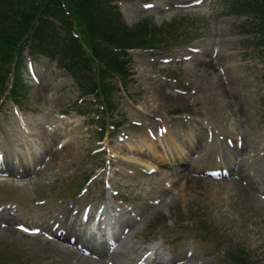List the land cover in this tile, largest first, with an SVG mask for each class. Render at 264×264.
Here are the masks:
<instances>
[{
	"label": "rangeland",
	"instance_id": "rangeland-1",
	"mask_svg": "<svg viewBox=\"0 0 264 264\" xmlns=\"http://www.w3.org/2000/svg\"><path fill=\"white\" fill-rule=\"evenodd\" d=\"M243 1L108 0L127 27L145 21L166 45L128 51L126 82L107 76L117 110L104 127L94 122L106 118L99 103L82 98L62 66L26 50L19 104L0 93L1 168L8 176L0 174V223L15 228L0 226V264H138L145 251L148 264H264V42L249 30V19L233 10ZM71 35L82 45L74 30ZM196 61L205 66L196 67ZM92 75L100 77L97 68ZM149 83L159 87L163 101L152 98ZM163 121L178 138L177 147L169 146L182 156L177 182L167 149L156 150ZM38 123L47 135L56 132L60 147H71L49 179L33 173L43 150ZM173 124L183 125L179 134ZM130 126L143 133L128 137ZM199 127L207 148L233 153L239 143L231 157L234 176L215 180L202 174L227 165L230 156L220 151L209 157L207 149L191 145L190 134ZM209 129L212 139L206 138ZM139 151L150 152V159ZM86 206L91 218L103 208L108 230L126 242L122 249L116 241L113 250L120 256L112 261L101 259L85 240ZM19 224L47 233L26 235ZM60 231L64 240L46 238ZM70 236L91 254L66 242Z\"/></svg>",
	"mask_w": 264,
	"mask_h": 264
},
{
	"label": "trees",
	"instance_id": "trees-1",
	"mask_svg": "<svg viewBox=\"0 0 264 264\" xmlns=\"http://www.w3.org/2000/svg\"><path fill=\"white\" fill-rule=\"evenodd\" d=\"M242 3L233 10L254 17L249 30L259 32L264 42V0ZM153 29L145 21L127 27L108 0H0V92L17 102L24 87L21 71L28 50L62 66L83 94L98 90L109 107L112 87L104 79L128 78L127 60L121 58L127 56L126 49L161 46V32ZM72 30L82 45L72 37ZM94 67L98 79L92 75ZM11 75V87L6 89Z\"/></svg>",
	"mask_w": 264,
	"mask_h": 264
},
{
	"label": "bare ground",
	"instance_id": "bare-ground-1",
	"mask_svg": "<svg viewBox=\"0 0 264 264\" xmlns=\"http://www.w3.org/2000/svg\"><path fill=\"white\" fill-rule=\"evenodd\" d=\"M197 63L195 64V66H199V67H204V63L200 62V61H196ZM147 69L150 67V65L146 64L145 66ZM154 84V83H153ZM150 87H151V90L149 91L150 92V95L155 98L153 99H156V100H162L165 98L162 96V93H161V90L159 89V87H155V84L154 86L151 85L149 83ZM174 99V98H172ZM36 125H39L41 127L38 126V130L40 131L38 133L39 135V144L43 147V150L41 152V156L34 162V165H37L38 163V168L35 170L34 175L36 177H42L44 179H49L51 177L54 176L55 174V171H54V167L55 165L57 164V162L59 160H62L66 157H68L67 155L69 154V151L68 149H70V153H71V147L68 146V145H65L64 146H59L63 141H56L55 137L54 136H58L56 134V132L52 133L53 135L49 134L47 135L45 132V127L41 124H36ZM173 126L177 127V133L179 134V132H181V127L180 126H183L182 124L179 125V124H173ZM162 127H166V133L165 135H162L161 138H158V144H160L161 146H164L165 145V149H167L165 151V153H168L169 156H166L167 157H170V162L172 163L173 166L175 165H178L179 163L175 164L176 162H180L179 161V156L181 154H179L178 152H174L173 150L169 149V146L171 147H177V136L176 133L173 132V130H171V127L167 124L165 125V123H163L162 126H160V128ZM44 129V130H43ZM46 129L50 130L51 132L53 131V129L49 128V127H46ZM157 130V129H156ZM128 132H129V136H132V137H137L139 135H141L143 133V130L140 129V128H135V127H129L128 128ZM214 136V131H211L210 129L206 131V138L209 139V137H211V139L213 138ZM190 137H191V145L195 146V148L199 149L201 152H205L206 149H207V155L209 157L211 156H214V155H220V151L223 154L227 155L228 157L229 156H232V153L228 150H226L224 147L218 149L214 146H209L208 148L206 147V142L207 140L205 139V135H204V132H203V128L202 127H199V130L197 131H193L191 132L190 134ZM66 142V141H65ZM59 144V145H58ZM235 146H236V143H235ZM64 147V148H63ZM159 147V146H158ZM199 147V148H198ZM164 148H156V150H160V149H164ZM238 151L237 150V147L235 148V152ZM164 152V151H163ZM234 152V151H232ZM158 152H156L155 154H157ZM138 154L142 157H147L148 159H150L151 155H150V152L148 151H139ZM164 157V156H163ZM29 159H31L29 157ZM167 160V158H165ZM175 159V160H174ZM230 160H232V158L230 157ZM169 161V160H168ZM32 164L30 162H28V166H31ZM184 168V167H183ZM225 169H227L228 173H230L231 171L234 172V170L231 169V161L229 163V165H226V167H223ZM176 170H178V167L175 168ZM171 172H166V175L169 174ZM171 179H173L174 181H178L179 180V174L177 172H174V173H171ZM197 182L196 179H189V182H191V184L195 181ZM107 209H105L106 211ZM103 212V211H102ZM104 213H100V216H102ZM102 221V220H101ZM7 226H8V231H13L11 229H14L10 224L7 223ZM92 236V237H91ZM89 237V238H88ZM87 237V242L92 245V250L95 251L98 256L102 259L103 257L105 258H108L112 261V259H114V257L116 256H120V254H113L110 256L109 252L107 251V245L104 243V242H93L92 239L95 241V237H96V234L94 232H91V235H89ZM114 240V239H113ZM120 247L123 249L125 246H126V242L124 241H120L119 239V243ZM94 245H98V249H95L94 248ZM111 246V245H110ZM146 260L148 261V259L146 258L144 261L146 262Z\"/></svg>",
	"mask_w": 264,
	"mask_h": 264
}]
</instances>
